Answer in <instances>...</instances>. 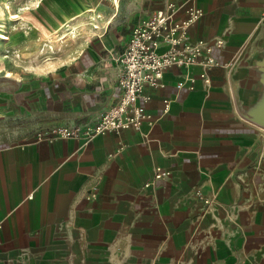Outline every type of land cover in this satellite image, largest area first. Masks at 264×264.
Here are the masks:
<instances>
[{
  "label": "crops",
  "instance_id": "0c3cea01",
  "mask_svg": "<svg viewBox=\"0 0 264 264\" xmlns=\"http://www.w3.org/2000/svg\"><path fill=\"white\" fill-rule=\"evenodd\" d=\"M168 1L184 18L189 0H158L132 28ZM194 1L187 39L222 40L216 64L207 80L198 65L164 70L143 91L154 120L87 144L35 137L94 123L118 98L132 28L109 21L106 50L80 49L74 76L37 95L26 137L0 144V264H264V0ZM155 166L168 175L146 186Z\"/></svg>",
  "mask_w": 264,
  "mask_h": 264
},
{
  "label": "rangeland",
  "instance_id": "374dc122",
  "mask_svg": "<svg viewBox=\"0 0 264 264\" xmlns=\"http://www.w3.org/2000/svg\"><path fill=\"white\" fill-rule=\"evenodd\" d=\"M157 4L158 0H0V33L6 36L0 38V144L26 137L32 116L43 112L37 95L58 91L65 77L74 76L72 63L80 49L87 61L91 53L106 50L109 41L104 42L102 28L108 21L113 29H131L141 7L149 12ZM97 12L102 16L90 19ZM63 31L69 33L60 38Z\"/></svg>",
  "mask_w": 264,
  "mask_h": 264
},
{
  "label": "built area",
  "instance_id": "2783aa9c",
  "mask_svg": "<svg viewBox=\"0 0 264 264\" xmlns=\"http://www.w3.org/2000/svg\"><path fill=\"white\" fill-rule=\"evenodd\" d=\"M186 5L185 17L178 22H175L173 17L179 8L171 1H168L164 8H159L136 22L124 48L114 55L118 66L119 96L110 107L101 112L94 123L41 129L35 132L36 139L52 142L57 139L73 138L87 144L99 133L117 132L121 128L138 129L143 121L155 119L144 107V103L150 97L143 91L146 87L161 85V74L168 67L186 69L198 65L203 70L200 76L207 80L205 71L216 64L212 49L221 47L222 40L189 41L187 30L202 15V9L194 0H189ZM161 44L166 45L162 51L159 50ZM175 86L180 88L182 82H177ZM189 87H192L191 83ZM167 175L168 171L161 166H155L153 179L145 185L148 186L154 179ZM96 191V188H92L86 194V198H95ZM1 226L0 219V228Z\"/></svg>",
  "mask_w": 264,
  "mask_h": 264
},
{
  "label": "bare ground",
  "instance_id": "6f19581e",
  "mask_svg": "<svg viewBox=\"0 0 264 264\" xmlns=\"http://www.w3.org/2000/svg\"><path fill=\"white\" fill-rule=\"evenodd\" d=\"M113 2H114V3H117V0H113ZM14 16H17V15H12V17H14ZM96 16H97V17H101L102 14L97 12V13L95 14V17H92V18H91V16H90V19L93 20V19L96 18ZM108 22H109V21H108ZM93 24H94L96 27L98 26V25L96 24V21L93 22ZM68 33H69V31H68V32H67V31H63V33H62V35H61L60 38L64 37V36L67 35ZM5 37H6L5 35H3V34L0 33V38H5ZM5 76H8V74H6Z\"/></svg>",
  "mask_w": 264,
  "mask_h": 264
},
{
  "label": "water",
  "instance_id": "95a60500",
  "mask_svg": "<svg viewBox=\"0 0 264 264\" xmlns=\"http://www.w3.org/2000/svg\"><path fill=\"white\" fill-rule=\"evenodd\" d=\"M264 125V124H263Z\"/></svg>",
  "mask_w": 264,
  "mask_h": 264
}]
</instances>
